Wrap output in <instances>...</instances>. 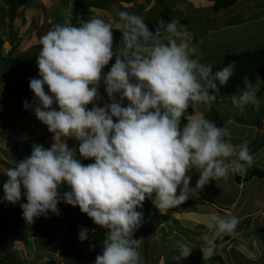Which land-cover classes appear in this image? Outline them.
<instances>
[{"label": "clouds", "instance_id": "9594fccd", "mask_svg": "<svg viewBox=\"0 0 264 264\" xmlns=\"http://www.w3.org/2000/svg\"><path fill=\"white\" fill-rule=\"evenodd\" d=\"M119 16L126 50L106 73L115 55L112 23L94 17L78 26L55 25L39 37V77L30 79L29 88L34 114L53 143L33 144L30 156L6 170L0 201L17 204L23 195L20 207L28 224L58 215L61 202L78 207L107 230L95 264H142V240L133 235L143 222L146 199L165 215L210 181L243 174L254 161L247 141L234 145L226 128L187 111L216 99L214 93L235 74V61L213 72L211 64L191 57L189 33L178 20L166 25L170 35L164 42L142 17ZM244 84L231 96L232 104L258 111L254 85L247 77ZM101 85L108 97L103 106L97 103ZM24 107L32 105L26 101ZM85 159L94 162L85 165ZM193 170L199 178L190 188ZM62 186L68 190L61 192ZM238 223L235 215L219 218L214 237L232 233ZM252 233L260 239L264 234ZM88 236V229L78 234L81 242ZM192 250L181 243L173 259L181 264Z\"/></svg>", "mask_w": 264, "mask_h": 264}, {"label": "rangeland", "instance_id": "374dc122", "mask_svg": "<svg viewBox=\"0 0 264 264\" xmlns=\"http://www.w3.org/2000/svg\"><path fill=\"white\" fill-rule=\"evenodd\" d=\"M137 1L138 0H134V3ZM251 1L252 0L241 1L244 2V7L241 8L242 14L238 13L235 17V20L241 22L238 23V27L233 26L224 32L222 31L216 38L210 37L205 39V36L203 35V31L206 32V29L202 26L205 25L204 22L206 24L209 22L206 18V14L199 16V21L201 20L202 22L199 24V28L196 29V27L192 26L190 31H188L178 19L179 25H182V30L189 33L188 45L191 57L193 59H198L203 64L217 65L225 55L264 49V0H253L252 5H249V2ZM84 2L86 3L88 12L85 15L79 16L77 26L82 21L99 17L112 23L114 29H119L117 25L121 22L119 16L120 12H128L140 16L143 18L144 22L146 20L153 21L157 16V12L167 13L168 6L171 4V1L169 0H164L162 5L159 0H146L145 3L137 2L134 5H130L127 0H122L121 2L118 0H84ZM73 3L74 0H26L23 4L14 3L9 7L6 2L0 0V37L4 40L2 55L6 56L11 53L12 57L18 59L23 64H28L31 58L36 60L40 51L39 37L46 34L50 23L54 21L55 17H60V25H69L73 17ZM238 7L240 10L241 3L238 4ZM142 11H144V13H141ZM247 12L250 14L248 18H246L245 15ZM173 13L176 14L177 11L173 10L172 14ZM220 13L221 19H227L224 10L220 11ZM209 14L212 15L211 10H209ZM187 20V24H191L190 22L197 21L198 19L188 18ZM229 20L230 19L228 18L227 21ZM242 21L246 23H243ZM215 22H217V20ZM229 22H231V20ZM220 23L222 26L227 22L225 20V22ZM169 35L170 34L165 30L160 39L167 42ZM10 41H12V43ZM201 44L206 47L203 51L200 50ZM125 50V46L122 45L115 47L113 49L115 54L113 60L119 57ZM38 77V68L35 63L31 68L30 78L33 79ZM262 85L263 81L261 78H259L254 85L256 95L261 101L258 111L253 106H247L244 112H241V110L237 109L232 104L231 99L227 100V97H221L220 100L225 101L223 102V107L226 112L219 113V108L213 107L214 105L207 108V112L210 115L214 113H217L219 116L230 115L228 117L229 119L226 118L227 121L231 120V123L224 128L233 132L234 136H232L231 140L234 143H241L242 138L251 133L254 136L253 146L257 148L256 154L264 160V134L256 136L255 139V130H249V133L246 134L244 132L240 133L239 129V125L243 124L240 123L242 120H247L249 124L246 125H251L254 129H256L255 126L257 125L261 131L264 129V92L259 93ZM8 86L9 84L6 81H0V98L5 97L6 99L4 102L0 101V200L3 198V184L7 181L5 175L6 170L9 167H13V163L18 164L21 160L30 156L32 145L39 144L41 139L46 148H49L53 143V134L49 133L47 127L43 125L34 114V94L31 92V99L29 102L32 107L26 110L24 104L17 105L11 100L8 93ZM100 94L102 99L97 103L99 106H103L104 103L108 102V97L104 91L103 85L100 87ZM217 97L219 96H216V98ZM124 103L126 104L127 101ZM229 105H232V108H230ZM203 106L204 104H201L198 110L201 111ZM209 106L210 105H208V107ZM90 107L91 105H89V108ZM188 110L189 112L192 111L191 108ZM208 117L209 116H207V118ZM222 122H225V117L222 119ZM48 133L49 136H47ZM67 143L69 147L78 149L79 145L77 141L68 139ZM77 157L79 158L78 153ZM81 162L87 165L94 161L85 159ZM261 166H264V161ZM262 170H264V168ZM244 186L245 194L247 193V190H249V187L247 184ZM67 190V186H62L61 192ZM249 192L251 195L254 192V195L251 196L253 198L257 194V189L250 190ZM22 199H25L23 195ZM148 202L149 201L146 199L143 202L142 209H140V211L143 212L144 218L141 227L138 230L142 229L147 233H137L140 234L139 239L142 240L138 251L142 257V264H160L159 259L156 256L158 255V251L163 250V243L159 242V236L161 234L158 232L159 226L154 227V224H156L155 220L152 221L151 218H148V224L151 225L146 227L145 215L152 214L154 219H158L157 222H160L159 220L161 219V216L155 212L153 213L154 210H151L150 206L148 207ZM0 204V207L6 214L7 222V235L3 240H0V256L2 255V257L7 258V264H95L96 257L101 254L103 250L107 230H102V228L95 225L86 214H81V217L84 219L86 218V223L90 224L81 225L71 230L72 221L71 218L67 216L66 212L69 211V213L74 216H76L77 213V215H79L81 212L78 207H71L68 205L64 207L63 202H61L58 205V215L48 213L46 216H43L45 218L41 219V222L28 224L23 218L21 207L14 204H9L10 206L4 207V205H2L3 202H0ZM192 207L193 205H189V208ZM73 210L74 212L72 213ZM57 219L59 223L56 222ZM44 222H47V225L58 229L59 244L62 246V253H57V255H52L41 261L39 259L44 257L41 252L43 247H46L49 250L51 249L52 251L57 249L52 245V237H54V235L56 236L57 230L44 227L42 225ZM253 224L254 223H250V219H247L242 225H240L239 231L250 232L254 226ZM152 227L154 228L152 229ZM186 227L188 228L189 225H186ZM81 229H90L88 239L83 242L78 238ZM13 230L17 231L13 233ZM194 232L198 233L197 231ZM154 234L157 235L154 236ZM251 234L252 232L249 233V237ZM19 235L25 237L24 240L21 238L23 247L18 246V242L15 241ZM31 236L33 238H31ZM154 241H158L156 248L153 247L155 244ZM69 242L71 249L74 248L73 246H75L76 249L79 248V254H74L72 260L71 257L69 259L66 258V256H68L67 252H69L67 249ZM261 243L262 239L259 245L264 247L263 243ZM13 247L18 250H15ZM33 248L35 256L31 257ZM252 250L253 248L248 246V255L249 258H252L247 264H264V257H258V252ZM28 258H30V260H28ZM80 261L82 262L80 263ZM182 262H184L183 264H187L189 261L184 259Z\"/></svg>", "mask_w": 264, "mask_h": 264}, {"label": "crops", "instance_id": "0c3cea01", "mask_svg": "<svg viewBox=\"0 0 264 264\" xmlns=\"http://www.w3.org/2000/svg\"><path fill=\"white\" fill-rule=\"evenodd\" d=\"M159 1L161 2L160 3L161 5L164 3V0H159ZM169 1H171L172 5L170 4L168 8L172 12L173 10L177 11L176 14L173 13L171 14V16L176 20L179 19L180 23L183 26H185L188 31H190V28L192 26L196 27V29L199 28V24L202 23L201 20L199 21V16L204 14L207 15L206 18L209 20V22L208 24L204 22L205 25L202 26L205 27L206 29V32L203 31V35L205 36V39H208L210 37L216 38L218 37V34L221 33L222 31L224 32L233 26L238 27V23H241L235 20V17L236 14L238 13L242 14L241 8L244 7V2H241L242 0H237V2L232 7L224 10L227 19L229 18L231 22H229L230 20L227 21V19L220 18L221 13L214 9L213 0H169ZM137 2L145 3L146 0H138ZM135 3L134 0H132V2H130V5H134ZM239 3H241L240 10L238 7ZM252 3L253 0L249 2V5H252ZM207 9L211 10L212 15L209 14V10ZM141 13H144V11H142ZM158 13L159 12H157V14ZM245 15L246 18H248L250 14H248L247 12ZM188 18L189 19L194 18L198 20L194 22H190L192 24L191 25V24H187ZM216 20L217 22H215ZM225 20L227 23H224V25L221 26L220 22H225ZM205 48L206 47L203 44L200 45L201 51H203ZM231 96L232 95L219 96L216 98L218 102L211 101L205 103L201 111L197 109L189 112V110H187L188 114L189 115L193 114L195 116L202 114L205 116L206 119L214 121L217 124V126L225 127L226 125L231 123L230 122L231 120L227 121V118L230 115L219 116L217 113L210 115L207 112V108H210L214 105L213 107L219 108L220 110L219 113L226 112L223 107L224 106L223 102L225 101H221L220 98L227 97L228 100L231 99ZM208 105L210 106L208 107ZM229 106L230 108H232V105ZM244 110L241 112H244ZM207 116L209 117L207 118ZM224 117H225V122L223 123L222 119ZM186 118H187V114L185 119ZM240 123H243L242 125H239L240 133L244 132L247 134L249 133V130H255L254 131L255 139L256 136L260 134H264V129L261 131L258 125L257 126L254 125L256 127V129H254L253 127H251V125L250 126L246 125L249 124L247 120H242L240 121ZM230 134L232 138V136H234L233 132H230ZM241 141H242L241 143H234L231 140V142L234 145H239L247 141L250 151L252 152L251 154L254 157L253 165H251L245 173L243 174L230 173L229 176L225 178H220L214 181H210L207 185L203 187V189L199 190L196 194H192V197L186 200L183 204L179 205L174 209H170L165 215L160 214L159 211L152 204L151 200L147 199L149 201L148 207L150 206V209L154 210L153 213L155 212L159 214V216H161V219L159 220L160 222H157L158 219L157 218L154 219L152 214L145 215V218H147L145 219L146 227H149L151 225L148 224L149 223L148 218H151L152 221L155 220L156 224H154L155 225L154 227L159 226L158 232L161 233L159 236V242L163 243V250L158 251L157 252L158 255L156 256L158 257L160 264H177V262L173 259V257L177 255L179 250V244L181 243H188L193 249L190 256L186 258L189 261L187 264H211L209 263L208 259L212 254L213 247H216L218 254L220 255L222 261L225 264H247V262H249L252 258V257L249 258L248 255V251H247L248 246L252 247L253 250H256L258 252V257L260 256L264 257V252H263L264 247L263 246L261 247L259 245L261 241L260 237L253 235V233L249 237L250 232L257 231L264 224V204H263L264 179L255 176L251 177L253 170H258L260 172L264 171L262 170L264 166L263 167L261 166L264 160H262V158L258 157L256 154L257 148L253 146L254 136L251 133L248 136H244ZM189 174L192 176L190 182V188H195L196 182L199 178L198 176L199 173L198 172L196 173L193 170ZM246 184L249 187V190H247L248 194H250L249 192L250 190L257 189V194L253 198L251 196L254 195L253 194L254 192L252 193V195L251 194L248 195L247 193L244 194V187H245L244 185ZM0 201H2V199ZM2 205H4V207L10 206L9 203L6 202H3ZM189 205H193V207L189 208ZM0 210L4 212V210L1 207ZM230 215H235L238 218L239 223L235 228V230L232 233L223 234L219 237H214V230L219 218L229 217ZM5 218H6V214H5ZM247 219H250V223H254L253 224L254 226L252 227V231L240 232L239 231L240 225H242V223ZM35 223L37 222H34L33 224ZM186 225H189V227L187 228ZM154 227H152V229ZM16 231L13 230L12 232L14 233ZM194 231H197L198 233ZM137 233H147V232H144V230H137L136 233H134L133 235L135 239H139L140 237V234ZM6 235H7V228H6L5 236ZM156 235L157 234H154V236ZM4 237L0 238V240H3ZM205 237L211 239L212 243L209 244L208 240H206ZM21 238L23 240L25 239V237H21L19 235L17 236V239L15 241L18 242V246L23 247ZM31 238L33 237L31 236ZM154 242L155 244L153 245V247L156 248V246L158 245V241H154ZM56 248L57 249L53 253H51L50 250L43 247V250L41 252L44 257L40 258L39 260L43 261L44 259L51 257L52 255H57V253L58 254L62 253L61 250L62 246H60V244H58ZM205 248H208L209 251L207 252L204 251ZM14 249L18 250L16 248ZM67 253L68 256H66V258L69 259L71 255L70 252ZM32 256H35L34 248L31 252V257ZM28 260H30V258H28ZM81 262L82 261H80V263ZM183 263L184 262L181 261V264Z\"/></svg>", "mask_w": 264, "mask_h": 264}, {"label": "trees", "instance_id": "16d2710c", "mask_svg": "<svg viewBox=\"0 0 264 264\" xmlns=\"http://www.w3.org/2000/svg\"><path fill=\"white\" fill-rule=\"evenodd\" d=\"M3 1L6 2V4L9 7H11L14 3L23 4L26 2V0H3ZM118 1L121 2L122 0H118ZM127 1H129V3L132 2V0H127ZM213 2H214V5H213L214 9L216 11H220V10L229 9L237 2V0H213ZM87 12H88V9H87V6L84 0H74L73 8H72L73 17H72L70 25L77 26V20L79 16L85 15ZM171 14H172V11L168 8L167 13L159 12L158 14H156L157 16L154 18L153 21H150V20L145 21L148 28L153 32V34L158 39H160L163 36L164 31L166 30V25L169 22L176 20L171 16ZM59 18L60 17H55L54 21L50 23L48 27V31L51 28H53L55 25L59 24V21H60ZM113 37H114L113 49L119 45L125 46L124 43L122 42V29L113 28ZM10 42L12 43V41ZM3 43H4V40L0 37V81H6L9 84L8 93L12 101L15 104L22 105V104H25L26 101L29 103L31 99V90L29 88V81L31 79L30 72L36 60L34 58H31L28 64H23L18 59L12 57L11 53L7 54L6 56H3L2 55ZM233 61H235V64H236L235 74L227 82L225 86L220 87L219 92L214 93L215 96L233 95L234 93H239L245 88V84H244L245 77L251 80L253 85H255V83L257 82L259 78H261L263 81V85L259 93H263L264 92V49L252 50V51L242 52L238 54L225 55L219 64L212 65L213 72L222 69L224 66L228 65L229 63ZM114 62L115 60H111L109 62V65L106 66V68L104 69L105 73L109 70V68ZM5 100H6L5 97L0 98L1 102H4ZM214 102H218L217 99H215ZM47 136H49V133ZM39 144L45 147L42 139L40 140ZM25 202L26 200L21 198V201L14 205L20 207V204L25 203ZM63 205L64 207H66L64 203ZM73 212L74 210L72 211V213ZM66 213H67V216L71 218V221H72L71 230L81 225L83 226V225L90 224V223H86L87 221L86 218L84 219L81 217V214L83 213H80L79 215H77L78 214L77 213L76 216L70 214L69 211H67ZM41 219H44V218L40 217V218L35 219V221L39 223ZM56 222H58V219L56 220ZM6 224L7 222H6L5 214L2 210H0V238H3L5 236L6 228H7ZM42 225L46 228H50V229L53 228L57 230L56 236L54 235V237H52V245L56 248L60 241L59 235H58V229L50 225H47V222H44ZM258 233H264V224L261 228L258 229ZM69 245H70V242L68 244V249H69L71 260H72V256L74 254H79V248L76 249V247L73 246L74 248L71 249V246ZM50 251L54 252V250L52 251L51 249ZM73 261L76 262L75 260ZM208 261L211 264H225L222 261L220 255L218 254L216 247H213L212 254L210 255V258L208 259ZM0 264H7V258L0 256Z\"/></svg>", "mask_w": 264, "mask_h": 264}, {"label": "water", "instance_id": "95a60500", "mask_svg": "<svg viewBox=\"0 0 264 264\" xmlns=\"http://www.w3.org/2000/svg\"><path fill=\"white\" fill-rule=\"evenodd\" d=\"M253 176L264 179V172H260L258 170H253L252 174H251V177H253ZM261 239H262V243L264 244V234L261 235Z\"/></svg>", "mask_w": 264, "mask_h": 264}]
</instances>
